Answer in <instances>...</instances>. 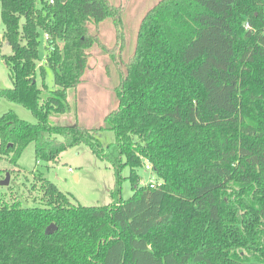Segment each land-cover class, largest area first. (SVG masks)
Masks as SVG:
<instances>
[{
    "label": "trees",
    "instance_id": "16d2710c",
    "mask_svg": "<svg viewBox=\"0 0 264 264\" xmlns=\"http://www.w3.org/2000/svg\"><path fill=\"white\" fill-rule=\"evenodd\" d=\"M121 14L109 0H0L12 83L0 98L36 119L0 117V155L16 164L33 143L47 164L85 145L114 169L115 195L125 166L133 191L81 206L40 175L38 205L0 199V264H264V0H160L138 27L117 109L91 128L50 125L89 51H106L99 24L111 20L122 37ZM41 33L55 85L45 98ZM104 130L114 144L101 143ZM143 165L154 187L140 185Z\"/></svg>",
    "mask_w": 264,
    "mask_h": 264
},
{
    "label": "rangeland",
    "instance_id": "374dc122",
    "mask_svg": "<svg viewBox=\"0 0 264 264\" xmlns=\"http://www.w3.org/2000/svg\"><path fill=\"white\" fill-rule=\"evenodd\" d=\"M109 1L122 8V37L116 35L111 20L99 24L97 35L106 51L98 46H94L89 51L88 68L82 83L76 89L68 90V109L64 114L50 115V125L69 126L79 123L90 128L99 126L103 124L104 117L118 107L115 92L125 75V64L133 55L138 27L147 11L160 0ZM2 30L3 26L0 22V33ZM39 41L36 64L37 68L43 66L45 69L44 82L47 90L42 94L45 98L50 91L55 90V85L53 73L45 65L47 42L42 33ZM37 83L41 85L39 76ZM11 86L8 68L0 56V89H9ZM9 112L14 113L24 122L36 124V119L29 110L0 98V117ZM100 141L103 145L114 144V133L111 130L102 131ZM129 173L127 166L122 168L118 196L114 194L116 189L114 169L108 163L97 159L87 146L68 148L59 155L56 162L37 164L34 159V144L31 143L23 150L16 164L0 155V181L6 179V174L9 175L8 185H0V199L6 202L19 201L22 207L38 205L41 195L39 176L42 175L59 191L68 195V199L74 204L105 206L119 199L126 200L131 197L133 191L127 178ZM136 173L140 177V185H146L149 180L157 179L151 170L145 168V165L136 169Z\"/></svg>",
    "mask_w": 264,
    "mask_h": 264
},
{
    "label": "water",
    "instance_id": "95a60500",
    "mask_svg": "<svg viewBox=\"0 0 264 264\" xmlns=\"http://www.w3.org/2000/svg\"><path fill=\"white\" fill-rule=\"evenodd\" d=\"M10 53H11V48L7 44H4L1 48V55H9ZM8 183H9V175L6 174V179L0 181V185L5 186L8 185ZM55 229H56L55 225L51 224L48 226L47 231H53Z\"/></svg>",
    "mask_w": 264,
    "mask_h": 264
},
{
    "label": "built area",
    "instance_id": "2783aa9c",
    "mask_svg": "<svg viewBox=\"0 0 264 264\" xmlns=\"http://www.w3.org/2000/svg\"><path fill=\"white\" fill-rule=\"evenodd\" d=\"M48 2H49V4H53V0H48ZM44 37H45V39H47L48 38V35L47 34H44ZM146 169L147 170H150L151 168H150L149 165H147L146 166ZM148 184L150 185V187H154L156 185V183H155L154 180H149Z\"/></svg>",
    "mask_w": 264,
    "mask_h": 264
},
{
    "label": "crops",
    "instance_id": "0c3cea01",
    "mask_svg": "<svg viewBox=\"0 0 264 264\" xmlns=\"http://www.w3.org/2000/svg\"><path fill=\"white\" fill-rule=\"evenodd\" d=\"M104 22H105V21H104ZM122 41H123V40H122ZM122 41H121V42H122ZM75 177H77V178H78V176H77V175H75Z\"/></svg>",
    "mask_w": 264,
    "mask_h": 264
}]
</instances>
